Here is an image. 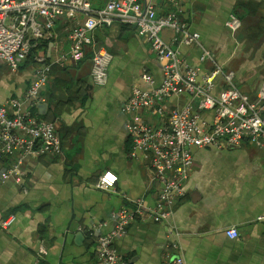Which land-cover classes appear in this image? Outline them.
I'll return each mask as SVG.
<instances>
[{
	"label": "crops",
	"instance_id": "crops-1",
	"mask_svg": "<svg viewBox=\"0 0 264 264\" xmlns=\"http://www.w3.org/2000/svg\"><path fill=\"white\" fill-rule=\"evenodd\" d=\"M89 1L100 10L109 0ZM139 1L152 4L158 16L175 12L160 0ZM178 1L181 19L218 63L234 72L241 93L256 99L264 83V0ZM231 16L240 21L236 32L226 27ZM73 25L57 22L55 38L40 42L35 58L53 63L69 54ZM161 34L173 43L172 31ZM93 37L97 47L113 56L105 87L92 82L90 47L78 65L69 60L52 66L41 91L43 102L37 105L26 100L36 61L27 59L17 72L0 64V105L19 101L23 112L54 123L64 145L63 157L25 159L21 182L4 179L10 163L0 161V264H37L41 244L48 255L40 264H98L95 241L115 229L118 211L139 201L146 207L156 203L159 187L151 181L148 162L132 156L122 107L133 86H144L142 73L159 83L160 65L135 28L114 24L97 29ZM176 47L189 66L210 70L200 62L199 50ZM192 155L185 196L169 219L131 224L115 241L116 249L128 264H166L174 255L184 264H264V145L244 141L231 148L223 143L220 149H192ZM106 171L118 177L114 190L96 187ZM11 216L14 221L2 228L1 222ZM231 228L237 229L238 238L226 237Z\"/></svg>",
	"mask_w": 264,
	"mask_h": 264
},
{
	"label": "built area",
	"instance_id": "built-area-1",
	"mask_svg": "<svg viewBox=\"0 0 264 264\" xmlns=\"http://www.w3.org/2000/svg\"><path fill=\"white\" fill-rule=\"evenodd\" d=\"M160 1L174 6L175 12L158 16L152 4L143 5L139 0H109L100 10H94L89 0H0V64H6L12 72L19 70L40 42L55 38L57 22L74 24L68 34L72 45L69 54L60 55L53 63H47L44 57L35 58V78L26 93L30 104L43 102L41 91L49 81L52 66L69 60L78 65L84 59L86 47L93 50V84H108L113 56L96 45L93 35L100 28L109 29L114 24L135 28L150 43L160 65L159 83L152 75L142 73L144 86H133L122 107L133 142L132 156L148 162L153 173L151 181L159 187L156 203L146 207L139 201L134 208L118 211L115 229L95 241L98 264H128L116 249L115 241L127 233L131 224H159L169 219L175 205L185 196L184 184L193 164L192 149H220L223 143L234 148L244 141L264 145V83L256 99L243 95L234 72L220 65L203 46L200 35L181 19L180 2ZM226 27L236 32L240 21L231 16ZM164 30L174 33L173 43L161 38ZM176 44L199 50L200 62L208 64L210 70L202 72L185 63ZM21 106L17 100L0 105V161L10 163L2 177L17 182L24 176L25 159L64 156L63 140L54 123L23 112ZM117 182V175L106 171L96 187L111 191ZM14 219L9 217L1 222V227L7 228ZM225 234L231 240L239 237L234 228ZM173 248L177 249L175 245ZM47 255V247L41 244L37 264ZM166 264L184 261L174 255Z\"/></svg>",
	"mask_w": 264,
	"mask_h": 264
},
{
	"label": "trees",
	"instance_id": "trees-1",
	"mask_svg": "<svg viewBox=\"0 0 264 264\" xmlns=\"http://www.w3.org/2000/svg\"><path fill=\"white\" fill-rule=\"evenodd\" d=\"M36 50H37V48L34 49V50L31 52V54L29 55V57H28L27 59H31V61L34 62V60H35L34 53H35ZM59 133H60V132H59ZM60 135H61V134H60ZM62 140H63V139H62Z\"/></svg>",
	"mask_w": 264,
	"mask_h": 264
},
{
	"label": "water",
	"instance_id": "water-1",
	"mask_svg": "<svg viewBox=\"0 0 264 264\" xmlns=\"http://www.w3.org/2000/svg\"><path fill=\"white\" fill-rule=\"evenodd\" d=\"M46 101L48 102V99H47ZM46 106H47V104L41 105V106L39 107V110L41 111V109H46Z\"/></svg>",
	"mask_w": 264,
	"mask_h": 264
},
{
	"label": "rangeland",
	"instance_id": "rangeland-1",
	"mask_svg": "<svg viewBox=\"0 0 264 264\" xmlns=\"http://www.w3.org/2000/svg\"><path fill=\"white\" fill-rule=\"evenodd\" d=\"M161 36H162V34H161Z\"/></svg>",
	"mask_w": 264,
	"mask_h": 264
}]
</instances>
